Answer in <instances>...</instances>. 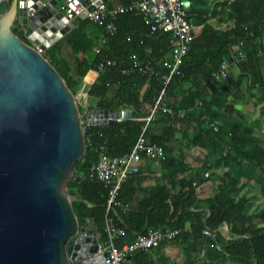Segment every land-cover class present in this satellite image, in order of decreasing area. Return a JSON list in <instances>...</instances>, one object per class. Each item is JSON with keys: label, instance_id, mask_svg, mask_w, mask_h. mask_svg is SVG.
<instances>
[{"label": "trees", "instance_id": "1", "mask_svg": "<svg viewBox=\"0 0 264 264\" xmlns=\"http://www.w3.org/2000/svg\"><path fill=\"white\" fill-rule=\"evenodd\" d=\"M190 1L188 16L193 24L202 23V17L221 15L232 26L219 31L204 24L199 35L194 33L188 55L167 85L164 78L169 71L164 62L171 60L169 34L157 40V35L150 34L149 24L133 13L113 20L117 27L122 21L136 23L128 32L122 33L118 27L117 34L109 36L104 25L83 20L55 43L58 48L62 43L71 48L76 65L73 75L67 63L64 71L49 50L44 53L72 93L99 62L117 60L119 67L100 74L87 96L102 111L116 113L124 106L132 109L127 121L88 126L83 131L85 152L76 161L67 182L68 193L75 197L71 206L78 225L85 226L91 220L104 242L107 191L102 183L89 178L88 170L96 163L101 148L111 157L130 152L146 125L143 120L164 89L161 108L146 126V140L164 149L165 159L160 162L169 168L173 166L174 174L186 172L184 161L191 149L204 150L205 156L176 194L166 192L157 199L150 217H143L134 226L130 216L119 214L117 209L114 215L117 226L143 234L149 230L178 229L181 234L176 240L193 241L197 247L207 245L211 261L219 259L217 264H264V0H217L211 9L205 7V0ZM89 29L97 33L95 38L86 33ZM148 41H160L161 51L158 47L153 50ZM112 43L121 45L119 52L111 53L108 47ZM239 51L246 58L235 67L238 75L230 73L224 80H214L212 74L220 62L231 60ZM132 55L141 63H150L157 74L143 75L138 71L122 74L119 69L131 65ZM242 87L247 101L253 100V109L258 113L255 120H246L235 108L248 104L243 100ZM164 108L183 110L185 116L178 118L163 112ZM142 111L146 113L141 115ZM180 136L185 142L181 156L176 158L168 143L178 141ZM76 170L82 172L80 176L74 175ZM206 182L215 184L214 192L199 199L196 189ZM160 192L163 191H158L155 197L159 198ZM167 199L174 209L172 214L164 201ZM201 206L207 212L200 211ZM224 224L228 226L227 238L222 230ZM205 229L215 231V241L203 236Z\"/></svg>", "mask_w": 264, "mask_h": 264}, {"label": "water", "instance_id": "2", "mask_svg": "<svg viewBox=\"0 0 264 264\" xmlns=\"http://www.w3.org/2000/svg\"><path fill=\"white\" fill-rule=\"evenodd\" d=\"M19 1L0 0V264H104L96 229L78 225L67 191L85 152L84 82L72 93L28 43L49 50L65 71L55 43L78 19L63 17L66 0ZM96 79L86 74L87 93ZM90 115L87 124L97 126L131 118L99 109Z\"/></svg>", "mask_w": 264, "mask_h": 264}, {"label": "built area", "instance_id": "3", "mask_svg": "<svg viewBox=\"0 0 264 264\" xmlns=\"http://www.w3.org/2000/svg\"><path fill=\"white\" fill-rule=\"evenodd\" d=\"M87 1L88 3L85 0H66L61 7L63 17L68 22L81 19L88 20L94 25H104L106 34L114 36L117 34V26L113 20L119 15L133 13L149 24L151 33H164L171 36L174 42L171 49V60L164 62V67L169 71L164 78V84L167 85L172 75L183 64L194 40L195 27L188 16V4L184 0H137L127 6L108 7L98 0ZM24 4L25 2H20L21 7ZM28 43L39 54L44 55L46 52L40 46L32 45L30 41ZM245 58V54L239 51L231 60L221 61L212 77L216 81L226 79L230 75L231 70L238 63L243 62ZM130 60L131 65L127 69H119L122 74L128 75L134 71H138L143 75L157 74L151 69V65L142 64L137 60L136 56L132 55ZM118 67L119 63L117 60L104 59L89 72L97 78L100 74ZM164 97L165 90L162 89L154 102L150 114L143 120L146 125L129 153L120 157H111L104 148H101L97 162L92 164L88 170L89 178L101 182L107 191L104 229L106 240L103 244H98L97 248V255H102L104 252L107 253L106 258L103 259L104 264H126L127 256L137 252H147L161 244L173 242L181 234V230L178 229L165 231L149 230L144 234H137L136 239L131 244L124 245L121 248L116 247L114 244L115 240L125 234V230L117 226L114 218L117 209H128V205L121 203L119 200L122 186L139 173L143 158L155 162L164 161L165 159L164 149L157 144L149 143L144 135L146 126L160 110ZM162 110L168 114H174L178 118L185 116L183 110L172 111L166 108ZM114 121L120 123L123 119H115ZM86 125L82 121L84 130L87 128ZM203 235L212 241L216 239L215 231L213 232L209 229H205ZM215 247L220 251V247L217 244Z\"/></svg>", "mask_w": 264, "mask_h": 264}, {"label": "crops", "instance_id": "4", "mask_svg": "<svg viewBox=\"0 0 264 264\" xmlns=\"http://www.w3.org/2000/svg\"><path fill=\"white\" fill-rule=\"evenodd\" d=\"M21 1L22 0H20L19 2ZM101 1L108 7H116V6L130 5L136 2L137 0H101ZM184 1L186 4H188V10H189V8L191 7V1L190 0H184ZM205 1H206L205 7L211 9V7H213L214 3L217 0H205ZM11 2L12 0H8V4H10ZM202 18L204 19L202 23L198 22L197 25L194 24L195 35L196 34L199 35L201 33L204 24L219 31L225 30L232 26V23L227 21L225 17L221 15H216L212 18H208V17H202ZM78 20H77V24L71 30L76 28L83 21L81 19L79 21ZM133 25H136V23L132 24L131 22L122 21L120 23V26L118 27L122 30L123 33V32H128L130 30V27H134ZM118 27H117V32H118ZM138 32L141 35L143 34L144 37L147 38V35L145 33H142L140 31ZM86 33H89L92 38H95L97 34L95 33V31L93 32L91 29L86 31ZM150 34L157 35L158 38L157 40H159V37H165L168 35L164 33H151V31ZM168 37H170V45L172 49L174 42L171 36L168 35ZM62 38H60L58 41H60ZM148 45L151 46L153 50H155L158 47L157 50L161 51L160 41H152V42L148 41ZM119 46L121 45L112 43L109 45L108 48H110L111 53H117L120 51ZM171 49L169 50L168 56L171 55ZM58 50L65 64L67 63V65L69 66L71 70L70 74L73 75V70L69 63V62H74L75 64V60L71 48L66 43H62L60 48H58ZM147 52H149V49ZM142 64L150 65V63H142ZM75 69H76V65H75ZM75 69L74 71L76 72ZM238 73H239L238 68H233L231 71V74L233 76H237ZM82 81L80 82V85ZM85 85L86 83L84 82V84L79 89V93L84 94L85 101L81 105L78 104V108L82 111L81 114H84L82 121L86 125L88 120L86 119L88 118V112L91 113L90 115L91 118L89 119H91L92 121L95 116L94 111L98 110V108H96L95 105L96 102L88 98L87 88L85 87ZM83 87H85V90ZM244 93H245V89L244 87H242L241 94L243 95V100H245L248 104L246 105L238 104L235 105V108L241 111V113H243L246 120L249 119L255 120L257 118L258 113L256 110L253 109V100L247 101L248 99L246 98L247 95ZM119 111L128 112L130 114L132 113V109L126 106L122 107ZM144 113L146 112L142 111L141 115H143ZM138 120H143V119H138ZM86 126L88 127V126H97V125L87 124ZM183 142H185V140L183 139L182 136H180L178 141H171L168 143V148L171 149L170 153L172 155L174 154L176 158L181 156L180 154L183 151V150L181 151V149L184 147ZM99 151L100 149L98 150V153ZM218 151L219 150H217L216 152ZM204 156H205L204 150L191 149L188 152L187 156L185 157V161H184L185 164L187 165L186 172L184 171L183 173H178V174H174L173 166H170L169 168V166L167 167L161 164V162L150 161L146 158H143L140 164L139 173L133 179L126 182L123 185L124 187L122 186L120 191V202L128 205V209L127 210L118 209L117 211L119 212V214L125 215L127 217L130 216L129 218L131 219L132 224L134 226H137L138 223L141 222L143 217L144 218L150 217L151 207H154L156 205V202L158 201L157 199L163 197L166 192L169 194H173V193L176 194L178 192V190L181 187V183L183 184L186 183V181L190 178L191 172L200 167L201 164L199 161L203 159ZM97 160H98V155H97ZM81 173L82 172L76 170L74 172V175L80 176ZM214 187H215L214 183L211 182L203 183L196 189L197 197L199 199H204L211 196L214 192ZM161 188L162 190H160ZM158 191H163L159 193V198L155 197V194ZM164 201L169 206V213L172 214L174 209L171 205L170 199ZM88 207H90V205H88ZM199 210L207 212V209L204 206H201ZM85 226H90L96 229V227L94 226L91 220H88V223ZM104 229H105V222H104ZM222 230L225 238H227L228 226L224 224ZM139 233L135 231L133 232L125 231V234L122 237L115 240L114 244L118 248H121L122 246L127 244H131L134 242V240L136 239V235ZM96 238L98 239L99 244H103L105 242V241L104 242L100 241V233L97 231V229H96ZM105 240H106V234H105ZM198 242L199 241H197L196 243ZM140 253L142 252H137L135 254L127 256L126 264H217L219 262L218 258L215 259V261H211L210 258L211 251L209 250L207 245L203 244V246L197 247V244L195 245L193 241H186V240L183 241L181 239H178L173 242L161 244L156 248L144 252L142 255H140Z\"/></svg>", "mask_w": 264, "mask_h": 264}, {"label": "rangeland", "instance_id": "5", "mask_svg": "<svg viewBox=\"0 0 264 264\" xmlns=\"http://www.w3.org/2000/svg\"><path fill=\"white\" fill-rule=\"evenodd\" d=\"M70 63V65H71V68H72V70H73V74L75 73V71H74V69H75V64H74V62H69ZM82 82H85V77H84V79H83V81ZM86 83V82H85ZM82 84V83H81ZM81 113H82V111H81Z\"/></svg>", "mask_w": 264, "mask_h": 264}]
</instances>
